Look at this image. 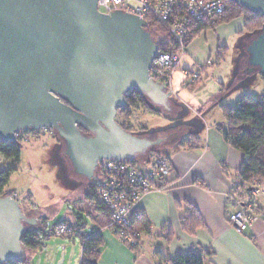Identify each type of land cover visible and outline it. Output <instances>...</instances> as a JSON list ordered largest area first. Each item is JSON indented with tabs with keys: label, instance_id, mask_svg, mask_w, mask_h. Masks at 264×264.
<instances>
[{
	"label": "water",
	"instance_id": "1",
	"mask_svg": "<svg viewBox=\"0 0 264 264\" xmlns=\"http://www.w3.org/2000/svg\"><path fill=\"white\" fill-rule=\"evenodd\" d=\"M229 1L264 18V0ZM110 12H100L97 0H0V140L53 128L71 169L91 181L99 160L130 162L168 138L127 131L115 120L131 90L165 111L170 93L149 75L159 45L146 20ZM244 49L247 72L264 76V23ZM27 225L35 218L11 194L0 195V264L23 255Z\"/></svg>",
	"mask_w": 264,
	"mask_h": 264
},
{
	"label": "crops",
	"instance_id": "2",
	"mask_svg": "<svg viewBox=\"0 0 264 264\" xmlns=\"http://www.w3.org/2000/svg\"><path fill=\"white\" fill-rule=\"evenodd\" d=\"M206 35L210 39L211 50H215L216 46L226 47L228 56L234 62L232 75L237 76L238 68L243 64L247 66L244 48L251 38L244 31V18L240 16L220 24L213 30H208ZM188 52H192L196 60L203 59L192 42L187 47V54ZM184 70L186 69H182V72ZM175 72L176 70L173 74ZM182 74L184 79L181 83L186 81L185 74ZM181 83L176 91L173 89L175 96L183 89ZM206 84L202 81L200 85L205 88ZM221 86L222 88L214 87L213 91L210 89L208 100L202 107L210 108L213 98L224 92L226 94L224 83ZM173 102L181 110L179 112H188L192 108L191 103L183 102L179 105L175 100ZM214 102L218 107L223 104V99ZM205 116L203 114V117L198 118V126L205 127L204 132L197 136L184 135L173 142L166 154L159 155L169 159L170 170L164 177L166 186L161 190H150L138 202L143 216L137 224L141 236L135 250L105 228V211L95 204H87L84 195L75 203L79 213L68 212L60 220H71L75 218L73 214H80L86 221L82 233L103 225L100 229L103 243L99 249L97 264H158L155 256L157 251L169 257L177 253L208 251L210 253L205 257L206 264H264V180L260 183L261 193L256 198L259 214L249 227L239 232L229 222V216L239 209L236 204L238 195L247 191L246 184L238 176L243 153L230 146L218 129V125H225L223 115L216 117L214 121H206ZM211 121L215 122V127L206 125V122ZM143 154V160L150 161L145 169L140 170L147 171L152 168L155 156L151 157L150 152ZM189 208L194 209L201 218V225L193 233H188L182 225L183 216ZM25 212L35 218L36 225L43 228V214L35 213L28 207ZM50 230H44L48 237L52 236ZM74 238L79 239L81 255L80 238Z\"/></svg>",
	"mask_w": 264,
	"mask_h": 264
},
{
	"label": "rangeland",
	"instance_id": "3",
	"mask_svg": "<svg viewBox=\"0 0 264 264\" xmlns=\"http://www.w3.org/2000/svg\"><path fill=\"white\" fill-rule=\"evenodd\" d=\"M152 30L155 41L160 43L164 39V35L158 33L156 28ZM207 31L199 32L192 39V46L203 59L201 61L196 60L192 56V52L187 54L189 45L184 46L185 50L180 55L175 67L171 68L169 79V86L172 90L169 100L170 110L166 111V114H159L139 107L133 109L130 115L129 124L133 133L151 139L168 136L146 151L153 153L151 157L166 154L173 142L184 135L197 136L204 132L205 127L200 128L198 126V118L203 117V114L206 115V121H214L216 117L222 116L219 106L213 104L215 100L223 99V104L231 106L238 97L244 94L264 99V76L260 75L258 71L247 72L248 68L243 71V68L246 67L243 64L238 68L237 76L234 77L232 75L234 62L228 56L226 47L216 46L215 50H211L210 39L206 35ZM244 31L246 32L245 28ZM220 49L224 51V55L223 58L217 59ZM186 54L187 56H185ZM191 68L193 70H190ZM182 69L186 70L182 72ZM175 70L176 72L173 74ZM181 72L186 76V81L182 83L181 80L184 77H182ZM200 81L207 83L205 88L201 87ZM180 83L183 89L175 96L173 89L176 91V87ZM222 83L225 85L226 94L224 92L218 97L213 98V96L210 108L202 107L204 102L208 100L210 89L213 91L216 86L222 88ZM173 100L179 105H182L183 102L191 103L192 108H189L188 112H179L181 110L176 108ZM115 119L121 120L118 115ZM212 121L206 122V125H214L215 127L216 124ZM143 128L145 129L142 130ZM185 137L187 138V136ZM19 141L20 160L18 164L15 165L11 160H5L0 156V169L8 166L16 167L5 188V193L17 194L18 203L23 212L28 207L35 213L43 214L45 217L43 230L52 229L64 216L69 214L68 212L79 213L75 203L83 197L92 181L76 174L71 169L64 154L65 144L53 128L37 133L25 132ZM143 156H145L143 153L135 155V165L128 163L136 168L145 169L150 160H143ZM96 177H98L97 172L95 173ZM255 181H259L260 191L262 181L259 179ZM245 192L246 190L237 199L243 201ZM260 193L261 191L258 196ZM257 197H255L253 210L256 217L259 214L256 207ZM24 254L29 264H79L80 242L78 238L43 237L41 234L40 249L33 253L25 252Z\"/></svg>",
	"mask_w": 264,
	"mask_h": 264
},
{
	"label": "trees",
	"instance_id": "4",
	"mask_svg": "<svg viewBox=\"0 0 264 264\" xmlns=\"http://www.w3.org/2000/svg\"><path fill=\"white\" fill-rule=\"evenodd\" d=\"M224 2L225 10L222 13L212 16H205L192 24L191 32L188 34L184 42L185 46H188L192 42V39L199 32L203 30H213L218 25L227 23L240 16L244 18V28L251 37L261 29L264 23V18L262 15L253 14L235 2L229 0H224ZM177 9L178 10L174 11L166 22L157 21L151 16L145 17L147 20V26L145 29L149 31L151 35L153 28H156L158 33L164 35V39L160 43H157L159 45V50L166 52H175L177 50L176 43L171 38L168 30V26L170 24L184 15L182 8ZM223 55L224 51L220 49L217 59L223 58ZM126 100V106L117 110V115L121 118V120H115L123 129L127 131H131L129 118L133 109L135 108L142 107L150 112L166 114L165 110L153 105L140 91H129L126 95ZM219 108L224 117L225 125H218L217 127L223 134L224 140L230 146L243 153V161L238 170V176L242 183L246 184L245 189L248 190L252 186L254 180H264V99L255 98L244 94L238 97L233 105L229 106L220 104ZM144 129L145 128L142 130ZM54 132L56 133L55 130ZM190 141H192V138ZM19 143V139L9 142H3L0 140V156L5 160H11L15 165L18 164L20 160ZM151 154L153 155V153ZM130 163L133 165L136 164L135 160L130 161ZM15 170V166H8L0 169V195L5 194V188L12 173ZM160 181L161 183L159 184V187L161 190V187H165L166 184L164 183V178H162ZM84 200L87 204H95L99 206L105 211L107 216L106 220L108 219V213L102 203L99 201L93 183L89 184L88 189L84 194ZM73 215L76 218L74 224H71L69 219L62 220L61 222L71 225L80 233L79 237L81 241V255L79 264H97L100 251L99 249L103 243L102 237L100 236V229L103 227V225L99 228H94L88 232L82 233L81 230L85 229L86 221L80 214L75 213ZM182 223L183 228L188 233H193L194 230L199 225H201V218L194 209L189 208L186 210L185 216H183ZM41 234L43 237H48L47 232H45L43 228H40L39 226H25V230L21 238L25 249L24 253H33L40 249ZM85 236L89 237L86 240H83ZM139 242L134 246H130L132 247V250L137 248ZM24 253L17 260L8 261L2 264H29ZM209 253L210 252L208 251L184 252L177 253L176 255L169 257L157 251L155 256L157 257L158 264H206L205 257Z\"/></svg>",
	"mask_w": 264,
	"mask_h": 264
},
{
	"label": "built area",
	"instance_id": "5",
	"mask_svg": "<svg viewBox=\"0 0 264 264\" xmlns=\"http://www.w3.org/2000/svg\"><path fill=\"white\" fill-rule=\"evenodd\" d=\"M177 8H182L184 15L168 26L169 34L177 46L175 52L157 50L149 65V75L161 83L165 91H169L171 68L175 67L180 55L185 50L184 42L191 32L192 24L205 16L220 14L225 10L224 0H97V9L109 14L111 10L121 9L145 19L151 16L157 21L166 22ZM146 20V19H145ZM147 22V20H146ZM48 127L29 129L16 132L15 140L21 139L25 132L37 133L47 130ZM169 159L165 156H156L152 168L142 171L124 160L102 159L97 163L98 177H94L93 185L99 201L108 213L104 226L111 230L117 238L129 246L140 241L138 222L142 211L138 207L140 198L150 190H160L161 179L169 172ZM162 189L164 187H161ZM259 181H255L245 192L243 201L236 199L239 207L229 216V222L239 232L249 227L256 218L253 210L255 197L259 194ZM17 200V194H11ZM76 218H71L74 224ZM55 237H79V231L65 222H59L50 230ZM89 236H85L86 240ZM80 238V237H79Z\"/></svg>",
	"mask_w": 264,
	"mask_h": 264
},
{
	"label": "flooded vegetation",
	"instance_id": "6",
	"mask_svg": "<svg viewBox=\"0 0 264 264\" xmlns=\"http://www.w3.org/2000/svg\"><path fill=\"white\" fill-rule=\"evenodd\" d=\"M92 182H93V180H92ZM27 214V213H26Z\"/></svg>",
	"mask_w": 264,
	"mask_h": 264
}]
</instances>
